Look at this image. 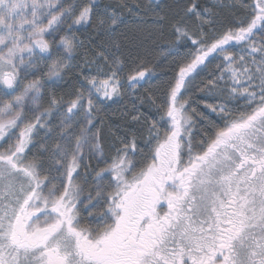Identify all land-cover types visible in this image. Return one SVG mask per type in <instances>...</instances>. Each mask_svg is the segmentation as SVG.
Listing matches in <instances>:
<instances>
[{
  "label": "snow or ice",
  "instance_id": "obj_1",
  "mask_svg": "<svg viewBox=\"0 0 264 264\" xmlns=\"http://www.w3.org/2000/svg\"><path fill=\"white\" fill-rule=\"evenodd\" d=\"M237 6L244 18L219 31L215 14L202 13L195 0L175 13L169 22L174 43L183 38L195 52L158 104L147 98L149 114L133 105L129 130L105 154L93 132L92 97L100 99L103 89V98L112 99L122 87L140 85L142 61L157 35L117 36L124 23L117 9L127 4L0 0V139L33 116L16 143L0 152V264H264V0ZM94 16L99 35L108 39L90 41L98 51L86 62L96 70L84 76L91 85L87 97L74 91L66 100L47 94L39 79L23 83L53 57L47 76L53 83L62 79L65 61L84 47L73 30L91 27ZM166 20L157 14L153 22ZM210 56L221 64L205 87L222 102L207 105L215 118L200 115L206 127L197 141L195 101L184 94ZM241 100L250 110L234 115L228 105ZM60 109L57 141L29 159L33 130ZM82 110L83 120L74 122ZM86 155L97 165L80 183Z\"/></svg>",
  "mask_w": 264,
  "mask_h": 264
},
{
  "label": "trees",
  "instance_id": "obj_2",
  "mask_svg": "<svg viewBox=\"0 0 264 264\" xmlns=\"http://www.w3.org/2000/svg\"><path fill=\"white\" fill-rule=\"evenodd\" d=\"M195 2L200 5L199 10L202 13L204 9H208L211 13L215 14V19L217 20L215 31L222 30V26L229 22L235 23L244 18L243 9L238 6L232 7L234 3L238 5L239 0H233L230 3L231 7L226 4H220L223 6H219V4H217V6H211L212 1L210 0H195ZM243 2L250 4L252 0H243ZM187 3L188 0H101V6H115L117 4H127L129 6L128 8L117 9L118 13L124 19V23L120 25L117 33V36L121 40H125V37L130 39L133 36H139L146 31H152L158 37L156 45L154 47L150 46L148 54L144 56L142 61L145 67L141 70L146 71V76L145 80L141 81L140 85H137L134 89L127 86L122 87L119 90V94L115 95V97L108 102L95 100L92 97L94 110L91 118L96 125L93 132L96 131L99 134V143L105 154L109 152L113 142L117 138L122 137L124 133L129 130L130 116L128 114L133 111V105L135 104V106L140 108L145 114H149L150 104L147 98L151 96L158 104L160 100L163 99L164 91L169 82L173 81L178 73L179 67L190 60V54L195 52V48L190 41L186 42L183 38H180L178 43H174L177 38L172 35V29L169 23L170 21L174 22L172 21V17L177 11H181L183 6ZM136 4L143 5L144 9L137 12L135 8ZM177 4L181 6L180 9L176 7ZM129 9H131V11H129ZM102 11V7L94 9V12ZM145 11H147V15L144 14ZM157 14L166 15L168 17V20H166L162 26L159 23L153 22ZM204 15L206 16L207 13H204ZM139 17H142V19ZM99 19V16H94L91 27L75 33V38L77 40L84 41V47L77 48L73 53V59L65 61L67 67L61 70L60 75L62 79L55 80V83H53L48 76L41 78V82L45 85L43 90L47 94L50 95L54 92L57 97H64L66 100L74 98L71 95L74 91H83L85 96H88L87 89L89 86L84 80V76H96V70L94 65H88L86 62L93 59V49L98 51L95 45L91 44L90 41L95 40L96 44H101L108 39L106 36L99 35L101 31L98 27ZM189 27L194 28L191 21H189ZM212 35H214V30H208L207 36L211 37ZM236 49L237 48L233 50L234 53H236ZM209 61L211 62L209 63ZM205 64L207 65L206 67L204 65L198 67L197 72L199 74L195 75V78L184 94L185 99L195 101V103L192 104V108L196 110L197 115L194 117L196 124L193 131H199L200 133L196 136L197 141L203 136L206 127V124H201L199 122L200 115L204 114L205 116L215 118V114H210L207 111V105L219 104L218 101L221 100L218 95L214 92H209L208 88L205 87L208 81L213 78V74H218V65H220L221 62L219 58L213 59L212 56H210L208 60L205 61ZM128 72L129 69L125 68L122 74L124 80H126ZM141 85L143 86L141 87ZM141 100L144 101L143 105H141ZM44 103L45 107H47L46 101ZM239 105L241 107L234 106L231 108V105H228V107L231 108L234 115H239L245 110H250L248 106L247 108L244 107L243 102H239ZM86 108L87 104H85V109ZM64 111L65 109H60V111L54 112L53 115L43 121L44 126H38L33 130L31 143L29 145L30 148L32 145H34L32 148L38 147L37 144H41V142L45 143V148H50L57 141L59 135L58 130L62 122ZM82 118H84L83 110L75 117L74 122L77 120L82 121ZM156 118L158 119V117ZM28 120H33L32 113H28ZM28 120L25 121V124L28 123ZM217 122H219L218 118ZM25 124H21L19 128L12 129L10 132L14 131V134L19 136ZM5 145L6 142H3L0 147H4ZM90 164L91 166L88 171L78 169V171H81V177L78 182H84L86 174L91 173L92 169L96 167L97 161L91 159ZM88 187H90V185L86 184L85 195L87 194Z\"/></svg>",
  "mask_w": 264,
  "mask_h": 264
},
{
  "label": "rangeland",
  "instance_id": "obj_3",
  "mask_svg": "<svg viewBox=\"0 0 264 264\" xmlns=\"http://www.w3.org/2000/svg\"><path fill=\"white\" fill-rule=\"evenodd\" d=\"M210 1H212V3H211V6H217V4H219V6H223L224 4H226V5H228V6H230L231 7V2L233 1V0H210ZM72 3H75V4H78V5H81V6H86V5H89V4H91V3H96V4H99L100 5V3H101V0H72ZM220 4H223V5H220ZM78 28H79V31H77V30H73V32H72V36H74L75 37V33H77V32H80V31H84V30H86L89 26L88 25H83V26H77ZM257 39H259V36L257 37ZM237 49H236V53L235 54H237V55H239L240 54V49H239V47L237 46L236 47ZM54 59H55V57H53V59L52 60H48L46 63L47 64H51V63H53V61H54ZM247 59H250V58H247ZM219 61L221 62V60L219 59ZM46 63L45 62H41L40 63V65H39V68H40V71H37L36 72V75L35 76H32V75H28V77H27V79L26 80H24L23 81V83L24 84H27L29 81H31V80H33V79H39V80H41V78L42 77H47V71H48V69H47V67H46ZM98 78V80H103V79H105V77H103V76H97ZM227 82H228V84L231 86V84H232V81H231V79L230 78H228V80H227ZM240 83L241 84H246V81L245 80H241L240 81ZM89 87H91V85H88ZM85 87V86H84ZM93 91L95 92V90L93 89ZM97 95H99V97H100V99H97L96 98V95H94L93 96V98L95 99V100H100V101H104V102H108V101H111L115 96H113V98L112 99H106V98H103V89H101V92L100 93H98ZM0 98H3L2 96H0ZM219 103H221L222 101L221 100H219L218 101ZM239 102H243V104H244V107L245 108H247V106L249 107V105H248V103H246V102H244V101H239ZM239 102H237V101H232V103H230L229 105H231V108L232 107H238V106H240L239 105ZM241 107V106H240ZM230 108V109H231ZM207 111L210 113V114H212L211 112H210V109L209 108H207ZM82 120H83V118H82ZM12 132V131H11ZM11 132L9 131V135H8V133L6 134V136L8 135V138H7V140L5 141L4 139H0V146L2 145V143L4 142H6V145L4 146V147H0L1 149H0V152H3V151H5L9 146H11L12 144H15L16 143V139H17V135L16 134H14V131L12 132V134H11ZM95 133H97L96 131H94ZM98 134V133H97ZM98 136H99V134H98ZM4 140V141H3ZM31 143V142H30ZM45 143L43 142H41V144H37L38 145V147H34V148H32L33 147V145H32V147H31V151L28 153V158L29 159H31L33 156H39V154L41 153V152H43L44 151V149H45V145H44ZM45 161H46V164H45V166L46 167H48V163H50L49 161H48V155L47 154H45L44 155V157H42ZM93 160H96L97 161V159H93ZM90 162H91V160H89L88 158H87V155H86V157H85V161H84V163L86 164V165H88V168H86V169H84L85 171H88L89 170V168H90V166H91V164H90ZM51 177H55V179L53 180V182L54 183H58L59 182V175L55 172V170L53 169L52 170V172H51Z\"/></svg>",
  "mask_w": 264,
  "mask_h": 264
}]
</instances>
